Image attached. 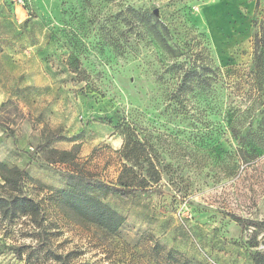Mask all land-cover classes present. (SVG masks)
<instances>
[{
  "label": "rangeland",
  "instance_id": "rangeland-1",
  "mask_svg": "<svg viewBox=\"0 0 264 264\" xmlns=\"http://www.w3.org/2000/svg\"><path fill=\"white\" fill-rule=\"evenodd\" d=\"M130 10L154 13L183 57L167 56ZM263 20L264 0H0V159L28 170L23 193L42 208L37 221L0 219V264H175L172 253L253 264L264 229L231 215L264 221ZM207 61L218 83L187 93L183 75ZM127 125L161 181L101 196L127 217L108 235L64 212L56 192L72 173L116 183Z\"/></svg>",
  "mask_w": 264,
  "mask_h": 264
},
{
  "label": "trees",
  "instance_id": "trees-1",
  "mask_svg": "<svg viewBox=\"0 0 264 264\" xmlns=\"http://www.w3.org/2000/svg\"><path fill=\"white\" fill-rule=\"evenodd\" d=\"M130 13L159 47L169 54L167 56L176 60L183 57L170 44V29L154 13L139 10H130ZM196 64L191 63L190 70L183 75L181 88L187 93L197 90H205L210 93L219 81L218 69L211 61L199 66ZM177 67L183 68L184 65H177ZM254 79L258 86L257 99L261 100L263 106L261 113L263 129L260 131L259 138L262 142L260 148H264V20L260 22L254 38ZM250 132L247 135H250ZM135 134L131 125L125 127V141L121 151L124 163L116 183L95 181L86 176L77 175V173L71 174L70 182L56 192L58 205L64 212L80 223L96 227L108 235H116L121 230L127 222V217L107 204L101 196L111 195L128 199L137 191H146L151 184H158L161 181V172L150 159V153L145 145ZM62 154L71 156L72 151ZM257 157L256 148H252V151H245L243 154V160L247 163ZM61 162L66 163L67 160ZM145 164L148 167L146 176L143 174ZM0 178L2 180L0 183V219L12 223L16 219L27 216L37 221L41 216V205L24 194L22 188L23 181L31 178L28 170L12 166L0 159ZM75 178L79 181H76ZM231 218L244 229L249 227L256 230L264 229V221L247 220L234 215H231ZM168 260L175 264H195L183 258L179 253L170 254ZM251 260L253 264H264V252L254 253L251 255Z\"/></svg>",
  "mask_w": 264,
  "mask_h": 264
}]
</instances>
